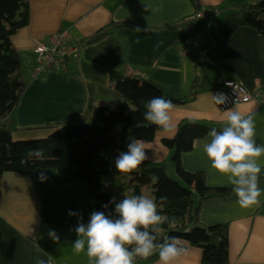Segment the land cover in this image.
I'll return each mask as SVG.
<instances>
[{
  "label": "crops",
  "instance_id": "0c3cea01",
  "mask_svg": "<svg viewBox=\"0 0 264 264\" xmlns=\"http://www.w3.org/2000/svg\"><path fill=\"white\" fill-rule=\"evenodd\" d=\"M259 1L29 0V26L13 39L26 84L13 114L17 128L14 142L46 139L62 126L89 124L96 107L120 105L123 97L110 83V72L118 71L151 81L168 95L184 100L173 113L177 130L183 121L218 130L224 127L225 112L219 111L211 93H224L223 80L242 82L257 98L237 106L243 114L253 116L255 140L264 144V36L250 28L239 29L220 59L206 57L215 49L227 18ZM207 11L216 15L190 20ZM63 31L74 45L81 46L78 56L68 61L66 72L46 71L32 78L36 46ZM191 41L198 42L196 50L187 47ZM203 72V87L193 92V83ZM165 139L169 138L161 131L153 142H145L150 157L145 163L165 164L168 174L172 152L164 146ZM209 140L207 135L195 141L193 151L182 155L184 170L204 172L209 188L233 187L227 176L212 168L203 151V144ZM259 163L264 172V156ZM40 172H46L45 182L38 179ZM259 187L260 207L242 208L233 192L227 198L205 202L201 208L202 226L228 227L226 255L230 264H264V177L259 178ZM140 194L153 199L149 189L136 193ZM70 210L79 215L70 216ZM93 211L96 203L85 184L65 185L54 169H38L25 176L4 174L0 264H37V259H44L46 264L49 260L51 264H91L86 249L77 253L73 243L79 216L87 224ZM50 229L59 235L58 244L49 238ZM187 247L189 255L177 264H203L202 250Z\"/></svg>",
  "mask_w": 264,
  "mask_h": 264
},
{
  "label": "trees",
  "instance_id": "16d2710c",
  "mask_svg": "<svg viewBox=\"0 0 264 264\" xmlns=\"http://www.w3.org/2000/svg\"><path fill=\"white\" fill-rule=\"evenodd\" d=\"M29 0H0V205L1 179L4 174L17 176L32 174L38 169H54L65 185L83 182L96 203V211L115 216L113 197L116 201L132 196L142 189H149L153 199L166 196L162 214L175 217L174 226H162L160 241L179 236L186 246L203 252V264H230L226 255L229 230L225 225L204 227L200 211L205 202L224 199L232 195V187L209 188L204 172L189 173L182 166V155L191 153L194 143L203 139L212 129L204 124L183 121L173 139L163 144L171 152V163L179 181L167 174L165 164L141 165L139 172L128 175L119 173L115 159L127 151L130 137L153 142L159 133L156 126L147 122L144 104L153 97L163 96L175 106L184 103L165 93L151 81L137 75L125 76L110 72L111 86L121 94L123 102L116 107H96L89 124L62 126L48 138L14 142L17 132L13 114L26 89L21 72L22 59L13 44L17 34L30 23ZM242 28H250L264 36V0L247 4L232 13L219 30L216 47L206 57L220 59L227 53L229 40ZM205 72L193 83V92L202 88ZM29 149H41L45 159L33 158L22 166L20 160ZM264 177L261 172L260 178ZM108 205L104 208V205ZM159 260L158 254L147 260L137 258L136 264Z\"/></svg>",
  "mask_w": 264,
  "mask_h": 264
},
{
  "label": "clouds",
  "instance_id": "9594fccd",
  "mask_svg": "<svg viewBox=\"0 0 264 264\" xmlns=\"http://www.w3.org/2000/svg\"><path fill=\"white\" fill-rule=\"evenodd\" d=\"M211 99L216 105L226 106L229 98L225 93H211ZM144 107V119L167 138H174L177 126L173 119V101L157 96L146 101ZM224 112L225 126L208 132L210 140L203 144V151L212 168L229 178L242 208L260 207L262 190L259 178L262 168L259 160L264 156V144H257L255 140L256 125L251 114H243L237 105L234 108L225 107ZM146 149L142 139L130 137L127 151L120 152L115 159L116 170L124 175L139 172L141 165L150 159ZM33 158L43 161V150L29 149L20 164L28 165ZM38 179L45 182L48 179L46 172H40ZM165 201L166 196H161L158 204L143 194L125 196L118 202L113 197L110 203L114 204L115 216L110 212L93 211L87 224L79 216L74 229L77 234L74 250L82 253L86 249L91 264H136L137 258L147 260L156 254L160 264H177L182 257L189 255V249L179 236L160 241L162 226L167 224L171 227L176 223L175 217L162 214ZM68 214L79 215L71 210ZM48 235L55 243L60 242L55 230L50 229ZM37 264H46V261L37 259Z\"/></svg>",
  "mask_w": 264,
  "mask_h": 264
},
{
  "label": "built area",
  "instance_id": "2783aa9c",
  "mask_svg": "<svg viewBox=\"0 0 264 264\" xmlns=\"http://www.w3.org/2000/svg\"><path fill=\"white\" fill-rule=\"evenodd\" d=\"M214 15H216L215 11L198 12L190 20H199L206 16ZM187 47L191 50H196L198 42L191 41ZM80 49L81 46L74 45L66 31L53 35L48 41L40 42L34 50L35 64L32 69V78L37 79L46 71L66 72L68 61L76 58ZM181 49L183 50L184 48L181 46ZM204 60L205 58L201 57V61ZM221 86L229 99L226 106L218 105L220 112H224L225 107L234 108L235 105L244 104L257 98L255 94L247 90L242 82L223 80L221 81ZM261 105L264 113V100Z\"/></svg>",
  "mask_w": 264,
  "mask_h": 264
},
{
  "label": "rangeland",
  "instance_id": "374dc122",
  "mask_svg": "<svg viewBox=\"0 0 264 264\" xmlns=\"http://www.w3.org/2000/svg\"><path fill=\"white\" fill-rule=\"evenodd\" d=\"M168 175L169 177L173 180V181H178V177L176 176L174 169H173V165L171 163V159L168 162Z\"/></svg>",
  "mask_w": 264,
  "mask_h": 264
}]
</instances>
